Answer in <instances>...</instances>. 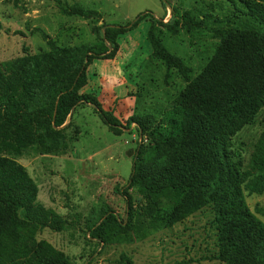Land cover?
<instances>
[{"label": "trees", "instance_id": "16d2710c", "mask_svg": "<svg viewBox=\"0 0 264 264\" xmlns=\"http://www.w3.org/2000/svg\"><path fill=\"white\" fill-rule=\"evenodd\" d=\"M235 2L237 18H246L245 22L219 29L215 54L195 78L184 60L165 46L161 31L151 26L152 59L165 64L167 76L176 69L187 82L159 119L131 117L123 123L97 97L82 93L90 65L115 59L120 36L135 30L147 15L125 26L101 25L96 44L61 47L43 33L49 51L0 63V155H21L33 147L44 153L65 151L64 126L78 106L89 104L114 135L121 136L136 124L139 135L150 140L139 144L133 159L123 194L130 219L123 230L134 216L128 191L139 186L154 196L152 216L159 209L171 211L158 215L166 226L206 210L212 215V260L264 264V223L246 197V191L264 193V132L254 146L249 170L243 169L233 143L264 108V0ZM64 14L91 19L98 12L73 5ZM204 22L191 12L173 9L163 26L174 34L180 28L192 33ZM38 194L24 166L0 156V264H70L64 252L37 238L43 229L61 232L66 226L58 213L38 202ZM115 220L111 213L103 224ZM89 232L93 239H105L102 225L95 224Z\"/></svg>", "mask_w": 264, "mask_h": 264}, {"label": "rangeland", "instance_id": "374dc122", "mask_svg": "<svg viewBox=\"0 0 264 264\" xmlns=\"http://www.w3.org/2000/svg\"><path fill=\"white\" fill-rule=\"evenodd\" d=\"M73 5L98 15L85 19L64 14ZM173 9L181 14L191 12L205 21L204 27L192 33L182 28L177 34L170 32L163 23L170 20ZM142 15H147L146 20L120 36L115 59L95 60L90 65L89 83L82 91L97 97L123 123L131 117L159 119L187 86L176 69L167 76L165 64L152 59L151 26L161 31L165 46L184 60L195 78L215 54L219 29L246 20L237 18L235 0H20L18 4L0 0V63L49 51L43 33L61 47L96 44V30L101 25L125 26ZM64 127L65 151L44 153L33 147L21 155H0L27 169L39 188L38 202L66 223L61 232L43 229L38 240L64 252L70 264H222L210 258L215 232L207 210L166 226L158 215L171 211L159 209L152 216L149 208L154 196L139 186L128 191L134 216L123 230L130 219L123 194L133 173V159L139 144L150 143L139 135L136 124L116 136L93 106L82 104ZM263 132L264 108L233 138L245 171ZM246 197L252 212L264 223V193L246 191ZM107 213L114 214L116 222L103 224ZM95 224L103 226L104 240L91 238L89 230Z\"/></svg>", "mask_w": 264, "mask_h": 264}]
</instances>
